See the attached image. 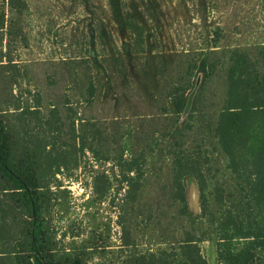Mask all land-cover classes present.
Returning <instances> with one entry per match:
<instances>
[{"label": "rangeland", "instance_id": "374dc122", "mask_svg": "<svg viewBox=\"0 0 264 264\" xmlns=\"http://www.w3.org/2000/svg\"><path fill=\"white\" fill-rule=\"evenodd\" d=\"M234 55L264 102V0H0V264H264Z\"/></svg>", "mask_w": 264, "mask_h": 264}, {"label": "trees", "instance_id": "16d2710c", "mask_svg": "<svg viewBox=\"0 0 264 264\" xmlns=\"http://www.w3.org/2000/svg\"><path fill=\"white\" fill-rule=\"evenodd\" d=\"M231 61H233V65L231 66L227 74L229 83L233 88V91L230 94L231 98L229 104L231 105L230 109H233L230 113V117L232 119L231 123L233 126V128L231 129L235 132H238L239 119L242 116V113H240L241 110H243L244 107H246L248 104H250L257 110L262 109L264 108V102H258V96H256V88L262 85L260 79L252 76L253 73L249 70V66H245V62L242 60L241 56H231ZM239 85H242V87L239 88L238 92L237 88ZM244 92L246 93V95L250 94L251 96H253V99L241 100L242 98L240 97V94H243ZM257 132L258 131L255 128H249V134H245L244 137L247 141L257 139ZM0 170L8 174L3 157L0 158ZM37 260L40 264H44L43 262H40L41 260L39 258H37ZM137 264H207V262L201 257L199 253L192 249V255L184 254L178 260H172L170 256L162 254L159 257H151L148 260H138Z\"/></svg>", "mask_w": 264, "mask_h": 264}]
</instances>
